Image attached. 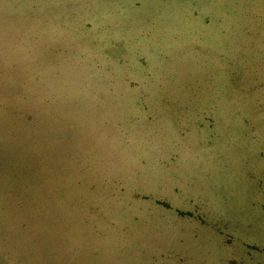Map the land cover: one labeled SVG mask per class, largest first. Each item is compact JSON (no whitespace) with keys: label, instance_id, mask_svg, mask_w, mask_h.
<instances>
[{"label":"rangeland","instance_id":"obj_1","mask_svg":"<svg viewBox=\"0 0 264 264\" xmlns=\"http://www.w3.org/2000/svg\"><path fill=\"white\" fill-rule=\"evenodd\" d=\"M0 264H264V0H0Z\"/></svg>","mask_w":264,"mask_h":264}]
</instances>
